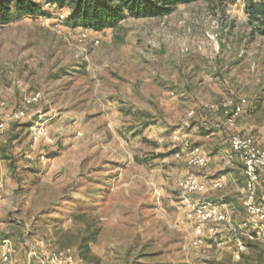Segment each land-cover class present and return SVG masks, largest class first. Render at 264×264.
Here are the masks:
<instances>
[{"label": "rangeland", "instance_id": "374dc122", "mask_svg": "<svg viewBox=\"0 0 264 264\" xmlns=\"http://www.w3.org/2000/svg\"><path fill=\"white\" fill-rule=\"evenodd\" d=\"M36 1L44 13L0 25V242L9 239L14 249L0 264H41L31 251L67 248L80 264L229 258L230 224L242 229L230 216V224L206 226L196 244L179 182L204 169L189 165L191 149L213 155L219 146L243 172L228 137L263 140L264 25L249 22V0L179 4L101 31L58 21L68 7ZM240 97L239 127L219 131L216 107ZM20 107L26 116L13 118ZM31 126L42 131L37 139ZM91 236L83 260L79 251Z\"/></svg>", "mask_w": 264, "mask_h": 264}, {"label": "built area", "instance_id": "2783aa9c", "mask_svg": "<svg viewBox=\"0 0 264 264\" xmlns=\"http://www.w3.org/2000/svg\"><path fill=\"white\" fill-rule=\"evenodd\" d=\"M50 6V4H47ZM67 19L65 13H57V20L64 21ZM40 96L36 94L34 97H28L25 99L26 104H32L39 100ZM246 102L244 97H240L236 102L232 98H228L226 102L221 103L220 107H216V110L220 112V121L216 123V128L221 130L222 128H234L241 113L243 112V106ZM194 112H191V115ZM12 115L13 118L20 119L26 115L22 107L17 109ZM43 128V125H39ZM30 130L35 136V139L42 134L39 127L31 126ZM0 133H3V123H0ZM229 147L244 164V175L246 177L244 192H245V209L248 215L247 222L244 223V235L253 241L264 243V205L261 201L260 194L258 192V184L261 179V172H264V133L263 140H259L257 135H242L240 133H232L228 137ZM29 159L33 157L28 154ZM189 165L193 167H206L209 163L208 153L201 150L200 147H196L190 150L187 155ZM208 183L201 181L195 174H189L185 176L179 182V189L185 196L184 201L189 206L188 218L193 222L195 243L203 244L204 236L208 225H218L228 221L229 214L226 210L222 211L218 204L212 201L202 200H189L190 194H204L208 189ZM213 188H220L221 182L215 181L212 183ZM4 185L0 179V198L1 191ZM213 231V228H211ZM230 243L235 245L233 251V258L239 259L240 254L246 249V242L240 236L237 229L232 230L231 237L228 238ZM35 248L40 252L44 247V241L40 240L35 243ZM12 244L9 239L2 240L0 242V257L4 262H10L12 260ZM33 257L38 258L41 264H80L76 254L70 248L59 250L58 252H52L47 255L45 253H38L36 250L30 253Z\"/></svg>", "mask_w": 264, "mask_h": 264}, {"label": "trees", "instance_id": "16d2710c", "mask_svg": "<svg viewBox=\"0 0 264 264\" xmlns=\"http://www.w3.org/2000/svg\"><path fill=\"white\" fill-rule=\"evenodd\" d=\"M47 4L58 8H69L67 19L73 25L89 27L101 31L106 27H115L127 15L142 18L163 16L179 4L199 0H44ZM249 22H260L264 25V0L247 2ZM44 13L43 3L36 0H0V25L8 24L17 17L34 16ZM257 29V28H256ZM254 29V32H256ZM258 31L264 34L263 28ZM94 237H88L79 251L81 259L86 260L90 251L89 243ZM246 246L249 253H241L239 260L232 261V256L223 261H213L212 264H256L264 260V246L261 242L248 239Z\"/></svg>", "mask_w": 264, "mask_h": 264}, {"label": "crops", "instance_id": "0c3cea01", "mask_svg": "<svg viewBox=\"0 0 264 264\" xmlns=\"http://www.w3.org/2000/svg\"><path fill=\"white\" fill-rule=\"evenodd\" d=\"M240 118V117H239ZM238 118V120H239ZM238 124V121L236 125ZM237 125L234 128H238ZM221 131V130H219ZM249 135V134H248ZM218 143V142H217ZM219 144V143H218ZM231 150V149H230ZM215 154L209 155V163L201 169L199 172H195L196 176L203 182L208 183V189L204 194H192L193 200H202V201H212L222 209V211L226 210L229 214V219L226 223L230 224V219L233 216V222L239 226V229H242L244 232V222H241V205L244 202L245 192L244 185L245 181L242 179L244 172L239 171L237 168H234L232 160L230 158L224 157V149H219V146L214 150ZM231 153L235 154L231 151ZM235 156H237L235 154ZM238 157V156H237ZM246 178V177H245ZM215 181L221 182L220 188H213L212 183ZM242 201V202H241ZM245 208V207H244ZM244 211V210H243ZM247 213V212H246ZM231 216V217H230ZM241 217V218H240ZM230 229H237L235 226L230 224ZM232 233V232H231ZM240 234V233H239ZM243 234V236H242ZM240 234V236L244 239L246 238L244 233ZM230 247H234L233 243L230 244ZM245 254L249 253L248 247L242 252ZM231 256L233 258V251H231Z\"/></svg>", "mask_w": 264, "mask_h": 264}]
</instances>
